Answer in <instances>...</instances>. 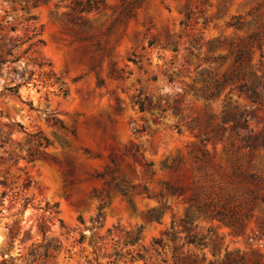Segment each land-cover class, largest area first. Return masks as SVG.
<instances>
[{"label": "rangeland", "instance_id": "1", "mask_svg": "<svg viewBox=\"0 0 264 264\" xmlns=\"http://www.w3.org/2000/svg\"><path fill=\"white\" fill-rule=\"evenodd\" d=\"M17 36L25 42L8 56L17 61L0 64V90L13 84V69L29 82L0 94V264H107L115 253L117 264H165L130 259L171 221L183 236L187 215L207 246L183 250L204 263L220 264L230 251L231 264H264V0H0V55ZM241 47L244 78L208 98L196 94L201 72L227 74ZM250 82L254 101L237 90ZM158 99L178 100L180 113L162 114ZM204 130L208 140L199 142ZM112 170L151 196L105 197ZM163 181L180 191L168 193ZM207 196L204 217L191 205ZM140 226L138 240L124 245Z\"/></svg>", "mask_w": 264, "mask_h": 264}, {"label": "trees", "instance_id": "2", "mask_svg": "<svg viewBox=\"0 0 264 264\" xmlns=\"http://www.w3.org/2000/svg\"><path fill=\"white\" fill-rule=\"evenodd\" d=\"M189 19V13L187 12L185 14V21H182L184 25H186V21ZM253 36V35H252ZM17 42L13 43L10 47L7 48L4 54L0 55V64L4 65L6 63H13L18 60V58H9L8 56H12V48L18 46L19 44H22L25 42V40H21L17 36ZM37 44H44L43 39L39 38L37 39ZM175 50V49H174ZM245 55V50L243 47L239 48L235 53H234V59H233V69L228 72L225 75H222L221 77H214L210 76L208 80V73L204 75V72H201L202 76V82L203 85L197 89H195L196 94H199L203 98H208V95L212 96L216 92H218L220 89L224 88L226 85L234 82L235 80L238 79H243L245 76V73L242 68V60ZM208 59V58H207ZM225 56H218L216 60H224ZM42 65V64H40ZM47 65H50V62L47 63ZM13 76L10 80V82H13V84H9L3 87V89L0 90V94L4 93H10V94H18L19 92V87L22 84L28 83L29 82V77L25 76V71L23 68L19 69H13ZM19 80V81H18ZM237 90L238 91H244L248 94V97L252 101L257 99L259 92L257 90L256 83L250 82L249 84L247 83H240L237 85ZM60 93L65 96L67 95V90L60 87ZM146 98H142L140 94H138L135 98V102L138 104L139 109L142 111L145 109L144 106V100ZM226 105H229V102L226 101ZM154 108L158 109L162 114L165 113L167 108H170L175 114H179L181 111L180 105L178 103V100L173 99L172 102L165 101L164 104L161 103L160 99H158L154 105ZM194 123V122H193ZM189 124L190 126L189 129L193 130L194 129V124ZM73 132V131H72ZM196 137L198 138L199 142H205L208 140V131H200L195 134ZM39 145L44 144L45 146L49 145L50 142L45 136H39ZM87 151L86 149H84ZM134 151H137V148L134 149ZM31 153L30 155H32ZM205 155V152L203 153ZM113 160V157L111 158ZM151 162H144L143 166L145 169H150L151 167ZM153 172L151 171V175ZM99 176H104L106 173L104 172H99ZM109 179L105 181V185L108 187V190L105 193V197L109 196L110 192H116L124 197L129 198V193L134 192V193H142L146 197H150V193L148 192L147 186L145 184H133L129 183L125 177H120L119 179L116 180V177L114 176V170L110 171ZM31 181L27 180L26 182L23 183L24 187H28L30 185ZM161 186L165 189L170 194H175L180 191L179 187H176L172 184H170L167 181L161 182ZM94 196L99 197L100 200H103V197H100L95 191H93ZM159 196L163 197L164 193L161 190L158 193ZM54 207L57 208V204L55 203L53 205ZM101 206L102 204L99 205L98 212L96 214L95 219H90L93 220L96 223H99L100 219H102V211H101ZM162 208H165V206H162ZM191 208L195 209L199 215H204V217H208V196L207 198L198 203L196 200H194L193 204L191 205ZM58 212V211H57ZM162 211H157L151 214V218L157 220L160 216V213ZM212 217H218L220 220L225 221L227 214H222L221 212H216L211 214ZM78 220L82 222V217L79 215ZM228 222H231V219H227ZM192 220L191 217L188 215L186 216L185 219H183V228L182 231H184L183 236H179V231L175 230L173 226V222L171 221L170 227L168 230H164L162 232V236L159 237H154L152 239V242L150 244L149 248H142V251H137L134 255H131V261L134 259H143L145 260L146 258H151L154 256L155 258L158 256H161V261H163L165 264H213V262H207L204 263L205 258L203 255L198 257L192 250L189 248H186L185 250L182 249V247L186 246H193L195 248H204L207 246V241L205 240V235L204 234H199L196 231L192 230L191 226ZM20 225L18 226L17 232L14 234L11 230L9 231V237L11 238V243H14L15 238L18 237L20 233ZM40 229L42 231L43 238L45 237V234L43 232V226H40ZM141 230V226L137 228L136 232L133 233V235L126 239L125 242L123 243L126 245L127 243H133L138 240L139 238V232ZM109 231V230H108ZM84 235L83 233H80V236L78 238V241H81L83 239ZM54 250H59L58 245L52 246ZM104 248V246H99L96 249H93V253L97 254V251L101 250ZM165 251H168L170 253V261H168L163 255L165 254ZM148 253L149 255L146 257L145 254ZM43 257L48 256V251L44 250L42 253ZM230 251H226L224 254V257L221 259L220 264H231L230 261ZM32 257L33 254H31ZM110 257V256H108ZM96 260V257H93ZM184 258H189L188 261L182 262L181 260ZM242 259V257H240ZM120 260V256L115 253V256L112 259L107 260V264H117V261Z\"/></svg>", "mask_w": 264, "mask_h": 264}]
</instances>
